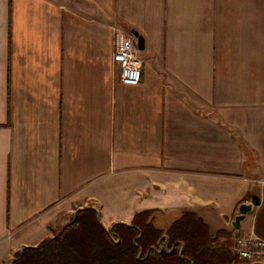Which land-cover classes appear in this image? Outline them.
<instances>
[{"label": "crops", "instance_id": "crops-1", "mask_svg": "<svg viewBox=\"0 0 264 264\" xmlns=\"http://www.w3.org/2000/svg\"><path fill=\"white\" fill-rule=\"evenodd\" d=\"M134 29L130 85L114 53ZM87 207L264 239V0H0V264Z\"/></svg>", "mask_w": 264, "mask_h": 264}, {"label": "trees", "instance_id": "trees-1", "mask_svg": "<svg viewBox=\"0 0 264 264\" xmlns=\"http://www.w3.org/2000/svg\"><path fill=\"white\" fill-rule=\"evenodd\" d=\"M156 212L143 210L132 224L109 229L97 210L83 208L57 235L18 252L12 264H261L240 261L230 242H219L227 232L214 236L195 212H183L166 231Z\"/></svg>", "mask_w": 264, "mask_h": 264}, {"label": "built area", "instance_id": "built-area-1", "mask_svg": "<svg viewBox=\"0 0 264 264\" xmlns=\"http://www.w3.org/2000/svg\"><path fill=\"white\" fill-rule=\"evenodd\" d=\"M114 60L121 69V81L139 84L143 76L144 58L133 33L119 32L116 37ZM234 251L243 263H264V239L250 235L235 237Z\"/></svg>", "mask_w": 264, "mask_h": 264}, {"label": "water", "instance_id": "water-1", "mask_svg": "<svg viewBox=\"0 0 264 264\" xmlns=\"http://www.w3.org/2000/svg\"><path fill=\"white\" fill-rule=\"evenodd\" d=\"M132 33L137 38V45L140 50L145 49V38L142 36L139 31L132 30ZM261 203V198L259 195H253L252 200L250 202H243L239 207V214L236 216L233 225L237 228L241 226V220L247 215L248 213L252 212L254 208ZM81 209H78L75 212V217L73 220H71L68 224L73 223L76 220V217L78 215V211ZM67 224V225H68Z\"/></svg>", "mask_w": 264, "mask_h": 264}, {"label": "rangeland", "instance_id": "rangeland-1", "mask_svg": "<svg viewBox=\"0 0 264 264\" xmlns=\"http://www.w3.org/2000/svg\"><path fill=\"white\" fill-rule=\"evenodd\" d=\"M70 220H73V217H71ZM163 228H164L163 230L166 231L167 226H163ZM62 229H63V228H62ZM109 229H110V228H109ZM60 231H61V230H60ZM60 231H58V232L56 233V235H57Z\"/></svg>", "mask_w": 264, "mask_h": 264}]
</instances>
